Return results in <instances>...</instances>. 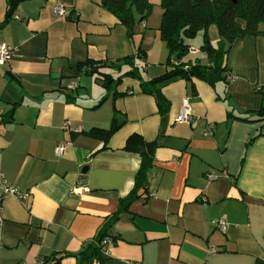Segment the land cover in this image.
Returning <instances> with one entry per match:
<instances>
[{
  "label": "crops",
  "instance_id": "0c3cea01",
  "mask_svg": "<svg viewBox=\"0 0 264 264\" xmlns=\"http://www.w3.org/2000/svg\"><path fill=\"white\" fill-rule=\"evenodd\" d=\"M149 2L150 15L129 37L101 0H23L5 23L7 0H0V44L11 51L0 65V184L27 195L0 202V264L59 254H66L60 264H77L75 255L134 188L140 156L123 149L134 134L156 143L152 166L139 197L109 228L104 264L264 263V121L255 115L264 102L256 92L264 86V38L234 40L225 82L177 77L159 84L169 101L164 114L136 78H122L114 94L78 68L139 50L143 80L168 71L163 11L159 0ZM56 5L73 16H55ZM209 29L220 45L216 27ZM195 49L190 57L209 65ZM184 100L189 124L176 122ZM114 119L118 127L107 141L86 134L109 129ZM219 220L225 231L212 224Z\"/></svg>",
  "mask_w": 264,
  "mask_h": 264
},
{
  "label": "trees",
  "instance_id": "16d2710c",
  "mask_svg": "<svg viewBox=\"0 0 264 264\" xmlns=\"http://www.w3.org/2000/svg\"><path fill=\"white\" fill-rule=\"evenodd\" d=\"M23 0H7V13L4 23L11 18L16 5ZM101 6L110 12L119 24L127 29V35L132 36V28L137 22H143L150 15L152 4L149 0H101ZM163 11L159 28L160 38L165 42L168 50L167 66L163 75L150 80H143L140 75V67L136 58L143 54L138 50L135 55L118 59L115 63L97 64L87 60L79 64V70L86 69L87 74L95 76L102 87L116 94L115 89L122 78H136L139 81L140 91L143 94L154 95L160 114L169 110V101L161 94L159 84L183 77L186 79L197 78L209 85L225 82L227 67L224 65L228 49L236 39L246 36L264 38V0H160ZM73 14V12H72ZM135 14L138 19H135ZM72 17V16H71ZM70 17V18H71ZM215 25L220 37L219 47L214 48L208 39V29ZM200 34L202 42L199 51L206 54L209 65H201L198 59L190 57L191 46L189 40ZM101 68H107L109 72H99ZM124 68V69H122ZM122 69V72H121ZM113 71V72H112ZM117 73L115 77L113 74ZM256 92L264 98V86ZM108 94L92 108L102 104ZM259 121H264V102L261 108L255 112ZM247 122V119H240ZM118 124L114 119L109 129L93 128L86 134L88 136L107 141L116 130ZM156 143L145 142L139 135H131L127 138L124 150L136 153L140 156V168L135 176V184L132 192L120 200L117 211L105 219L93 240L75 257L77 264H104L102 254L104 252L102 241L108 237L109 228L117 221L119 214L126 210L129 203L138 198L137 191L144 188L145 176L152 166L153 151ZM66 254L53 255L48 259H40L45 264H60ZM257 264H264L258 262Z\"/></svg>",
  "mask_w": 264,
  "mask_h": 264
},
{
  "label": "built area",
  "instance_id": "2783aa9c",
  "mask_svg": "<svg viewBox=\"0 0 264 264\" xmlns=\"http://www.w3.org/2000/svg\"><path fill=\"white\" fill-rule=\"evenodd\" d=\"M53 14L59 18L62 19H69L71 16H73L72 11L63 5H56L53 8ZM15 20H19L18 17H14ZM193 51V50H192ZM10 49L5 44H0V65L7 62L10 56ZM68 88L71 90H74L76 88V84L71 83L68 85ZM261 87H257V90H259ZM191 121V109L187 104V101H183V104L181 106V109L179 111V114L177 115L176 122L177 123H186L189 124ZM63 130H68V124L63 123L62 124ZM209 129H205V133H208ZM65 146L64 145H57L55 147V155L57 157H60L64 152ZM84 189H77L75 190L76 194H81ZM7 196H14L18 198H26L27 195H24L20 193L16 187L9 185L7 183L2 182L0 184V202L4 197ZM4 220L3 213L0 210V226L2 225ZM212 224L217 227L221 231H225L226 229V223L223 220L219 221H212ZM111 243V238H105L102 241V245H108ZM36 264H45L42 260H39L36 262Z\"/></svg>",
  "mask_w": 264,
  "mask_h": 264
},
{
  "label": "rangeland",
  "instance_id": "374dc122",
  "mask_svg": "<svg viewBox=\"0 0 264 264\" xmlns=\"http://www.w3.org/2000/svg\"><path fill=\"white\" fill-rule=\"evenodd\" d=\"M160 1V0H159ZM135 19H138V16L135 14ZM136 25L141 24L140 22L135 23ZM135 26V25H134ZM212 27H216L215 25H211ZM264 27V24L261 25V28ZM210 28V27H209ZM217 29V28H216ZM210 31V29H209ZM208 31V32H209ZM208 39L211 43V45L216 48L219 47L218 42L215 41V39L212 38L211 34L208 33ZM202 42V36L200 34H197L196 36H194L191 40H189V44L192 46L191 48L195 49V47L197 49H195V51H199V47L201 45ZM194 46V47H193ZM200 58H202V63H206V59L204 58V56L199 55ZM75 84V83H74Z\"/></svg>",
  "mask_w": 264,
  "mask_h": 264
},
{
  "label": "water",
  "instance_id": "95a60500",
  "mask_svg": "<svg viewBox=\"0 0 264 264\" xmlns=\"http://www.w3.org/2000/svg\"><path fill=\"white\" fill-rule=\"evenodd\" d=\"M236 2V0H234V3Z\"/></svg>",
  "mask_w": 264,
  "mask_h": 264
}]
</instances>
